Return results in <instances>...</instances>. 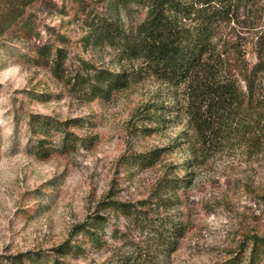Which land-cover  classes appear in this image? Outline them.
<instances>
[{
	"label": "rangeland",
	"instance_id": "rangeland-1",
	"mask_svg": "<svg viewBox=\"0 0 264 264\" xmlns=\"http://www.w3.org/2000/svg\"><path fill=\"white\" fill-rule=\"evenodd\" d=\"M48 1L49 6L28 3L30 35L18 28L0 35V264L26 253L66 264H139L157 255V235L170 221L184 225V233L159 258L162 264H223L237 255L246 264L250 238H264V76L248 101L234 67L237 50L249 66L257 61L264 0H232L214 25L219 81L230 80L244 94L242 109L214 133L188 119L182 90L155 79L142 61L126 60L119 49L95 42L102 20L134 35L144 10L115 8L110 0ZM7 2L0 0V12ZM181 24L196 26L191 20ZM43 44L66 51L62 77L49 64L36 66ZM95 69L126 72L129 86L108 99L95 98L72 79L77 74L94 84ZM156 103L174 110L161 124L151 120ZM247 112L262 127L260 145L252 151L238 135ZM70 120L81 126L66 131L81 142L70 152L37 158L35 142L55 146L62 134L49 130L42 136L35 122ZM153 150H161V157L150 166L128 163ZM174 179L180 188L167 190L164 185ZM118 204L131 214L116 210ZM96 217L104 222L98 249L79 234ZM74 244L82 252L57 251Z\"/></svg>",
	"mask_w": 264,
	"mask_h": 264
},
{
	"label": "trees",
	"instance_id": "trees-1",
	"mask_svg": "<svg viewBox=\"0 0 264 264\" xmlns=\"http://www.w3.org/2000/svg\"><path fill=\"white\" fill-rule=\"evenodd\" d=\"M39 1L49 6L48 0H8L3 3L0 12V35L11 29L18 28L22 34L28 36L33 31V23L26 17V8L29 2ZM115 8L134 5L145 11V17L134 35H128L118 27V24L102 20L95 28V42L99 45L108 43L120 50L126 60L142 61L145 69L158 81L171 87L173 91L182 90L187 100L185 113L199 130L206 133H214L220 128L221 123L232 117V113H238L243 106L241 94L230 80L219 81L218 71L213 65L214 49L212 45L213 28L219 18H223L225 12L230 11L232 0H110ZM237 1L241 0H235ZM51 3V2H50ZM217 8V9H216ZM183 20H191L195 28L182 25ZM64 39V37L59 36ZM257 61L249 66L244 61L243 54L238 52V63L234 70L240 73L245 85L246 100L249 101L254 94L261 76H264V36L257 42ZM67 59L64 49H57L53 44H43L37 50L36 66L49 64L58 77L65 74L64 66ZM242 60V61H241ZM84 68L89 69L87 64ZM92 68V67H90ZM96 82L75 74L72 79L74 84L95 98L108 99L111 93L127 88L130 83L128 73H110L105 70H94ZM253 93V94H252ZM254 96H252L253 98ZM175 100V98H174ZM156 114L151 118L156 124H161L165 119L164 114H172L174 110L162 103L151 105ZM177 108V107H175ZM259 115V113H258ZM78 120H70L65 123L46 124L35 122L36 129L42 136H48L49 130H56L62 134V139L55 146L48 144L47 140L35 142L33 152L40 160L48 159L54 153L70 152L78 142H81L67 128H77ZM238 135L249 150H255L260 145L259 137L261 126L258 117H253L248 112L239 121ZM70 124V125H68ZM56 150V151H54ZM161 150H153L148 153L129 157L128 163L150 166L161 157ZM177 179L170 180L165 188L174 190L180 188ZM172 184V185H171ZM117 205L116 210L131 214L130 210ZM96 220L91 229L80 227L79 234L93 247L99 248L104 241L99 237L104 222ZM161 233L157 235V255L153 258H145L138 261L139 264H162L159 258L174 247L184 233V225L181 223L167 222L161 226ZM246 264H260L264 258V238L252 236ZM67 250V251H65ZM58 252L69 255L82 252L78 244L57 249ZM238 257V255H237ZM234 257L223 264H240L241 260ZM49 258V257H48ZM157 258V259H156ZM159 260V261H158ZM28 261L32 264H66L58 260H44L40 254L26 253L12 258L10 264H23Z\"/></svg>",
	"mask_w": 264,
	"mask_h": 264
}]
</instances>
